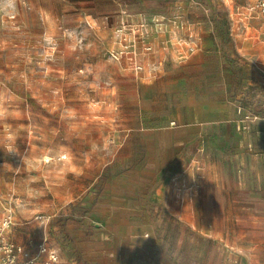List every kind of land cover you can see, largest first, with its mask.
<instances>
[{
	"label": "rangeland",
	"instance_id": "374dc122",
	"mask_svg": "<svg viewBox=\"0 0 264 264\" xmlns=\"http://www.w3.org/2000/svg\"><path fill=\"white\" fill-rule=\"evenodd\" d=\"M259 1L0 0V225L12 215L1 238L25 242L30 256L42 242L56 247L58 259L49 264H108L107 258L109 264H264V247L247 248L253 262H229L232 248L221 252L211 238L161 215L144 232L151 241L140 260L131 253L103 256L101 224L115 218L95 214V204L118 182L133 135L113 121L107 127L88 117L101 108L100 85L121 76L119 61L139 72L143 63L134 57L151 60L143 52L151 51L144 47L160 23L154 14L165 16L164 29L183 42L184 65L170 64L171 73L194 80V89L209 97L219 83L228 90L235 75L247 92L250 60L236 48L246 42L264 47ZM141 18L147 21L142 27ZM246 25L257 30L252 39V28L242 39L237 35ZM39 256L38 264H48L45 253Z\"/></svg>",
	"mask_w": 264,
	"mask_h": 264
},
{
	"label": "crops",
	"instance_id": "0c3cea01",
	"mask_svg": "<svg viewBox=\"0 0 264 264\" xmlns=\"http://www.w3.org/2000/svg\"><path fill=\"white\" fill-rule=\"evenodd\" d=\"M151 19L162 25L151 27V51L143 52L151 60L134 57L143 63L139 72L119 61L121 76L100 85L96 98L101 108L88 116L107 127L113 121L133 135L124 145L132 155L121 159L118 182L95 204V214L115 218L101 224L106 233L102 254L116 252L120 259L131 253L140 260L151 241L144 232L161 215L211 238L206 239L221 252L232 248L227 249L229 262H253V251L247 248L264 247V237L256 234L264 232V47L246 42L236 48L250 60L244 65L247 92L240 91L235 75L228 90L219 83L209 97L194 89V80L169 71L170 64L184 65L179 61L183 42L175 31L164 29L165 16ZM145 22L141 18L140 26ZM245 28L237 35L242 39L252 28V39L257 30ZM198 67L204 70L205 65ZM229 73H234L231 66ZM210 154L215 159L207 162ZM22 246L31 253L25 242Z\"/></svg>",
	"mask_w": 264,
	"mask_h": 264
},
{
	"label": "built area",
	"instance_id": "2783aa9c",
	"mask_svg": "<svg viewBox=\"0 0 264 264\" xmlns=\"http://www.w3.org/2000/svg\"><path fill=\"white\" fill-rule=\"evenodd\" d=\"M258 6L261 12L264 13V0H260ZM156 22H158V20ZM157 25L158 24L156 23L155 28L157 27ZM142 26H144V23H142ZM124 27L125 26L123 25L117 29L119 37H121L123 32L125 31ZM144 49L149 51L151 49V46L146 45ZM137 68L141 69L140 66H137ZM11 216L12 215L6 216L0 225V264H37V257L42 253H45L47 255L46 261L48 264L58 259V249L56 247H48L45 242L39 244L38 251L35 256H30L29 252L25 251L21 244L10 243L1 238L4 229L6 227H9V225L12 223ZM36 218L43 219V216L38 215ZM53 256L56 257L55 260L52 259Z\"/></svg>",
	"mask_w": 264,
	"mask_h": 264
},
{
	"label": "clouds",
	"instance_id": "9594fccd",
	"mask_svg": "<svg viewBox=\"0 0 264 264\" xmlns=\"http://www.w3.org/2000/svg\"><path fill=\"white\" fill-rule=\"evenodd\" d=\"M52 259H53V260H55V259H56V257H55V256H53V257H52Z\"/></svg>",
	"mask_w": 264,
	"mask_h": 264
}]
</instances>
